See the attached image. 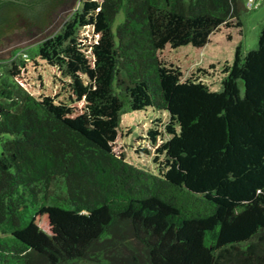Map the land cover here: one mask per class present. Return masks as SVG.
I'll use <instances>...</instances> for the list:
<instances>
[{"label": "trees", "instance_id": "trees-1", "mask_svg": "<svg viewBox=\"0 0 264 264\" xmlns=\"http://www.w3.org/2000/svg\"><path fill=\"white\" fill-rule=\"evenodd\" d=\"M69 1L0 0V38L18 19L44 31ZM256 7L77 0L34 54L69 78L68 102L16 81L29 51L0 61V264H264V23L216 89L206 69L182 78L158 54L201 48L222 26L241 33ZM148 110L168 116L158 172L113 150L121 116Z\"/></svg>", "mask_w": 264, "mask_h": 264}, {"label": "rangeland", "instance_id": "rangeland-1", "mask_svg": "<svg viewBox=\"0 0 264 264\" xmlns=\"http://www.w3.org/2000/svg\"><path fill=\"white\" fill-rule=\"evenodd\" d=\"M246 1L248 0H242L243 3ZM76 2L77 0L73 1L72 7ZM254 2L258 5L256 9L242 11L241 13V21L243 23L241 33H239L238 28H226L222 26L218 32L210 35L209 43L201 48L184 45L171 49L167 45L158 53L159 57L165 63L178 66L183 74L182 78L194 73L197 68L206 69L210 75L202 76L200 79L211 89H216L221 78V67L225 62L231 61L236 44L241 41L246 49H252L256 46L258 32L264 23V0H254ZM72 7L64 13V18L50 34L60 28L65 17L71 12ZM121 19L122 11H119L115 17L113 26L121 21ZM82 34L86 36L88 42L94 40L90 29H84ZM45 37L27 45L16 46L10 49L9 55L0 57V61L9 59L13 51L18 50L19 53L29 51V56L26 57V66L24 69H21L16 81L35 96H56V100L68 102L70 98L69 78L63 76L56 68L47 65L43 60L36 58L34 55L38 43ZM210 64L214 65V69L209 68ZM73 106L80 112L83 102H75ZM167 121L168 116L164 112L159 111L148 110L123 114L117 137L113 143L115 154L121 155L126 162L136 167L151 172H158L159 165L154 162L155 150L169 137L164 128ZM151 130H157L159 133L153 143L148 135ZM5 137L0 136V145ZM162 160L163 157L160 156L158 162ZM40 225L43 226L44 224L40 222Z\"/></svg>", "mask_w": 264, "mask_h": 264}, {"label": "water", "instance_id": "water-1", "mask_svg": "<svg viewBox=\"0 0 264 264\" xmlns=\"http://www.w3.org/2000/svg\"><path fill=\"white\" fill-rule=\"evenodd\" d=\"M22 1L28 2L31 0H19V2ZM73 1L67 2V5L63 6V10H58L57 14H53L51 22L47 24L46 29L42 32L35 31L33 27H29L31 29L29 30L25 20L18 19L13 27L4 30L5 32L0 38V57L8 56L9 50L16 46L27 45L50 34L64 18V13L72 7ZM34 8L37 10L39 7L35 6ZM18 11L25 16H31V12L26 8H20Z\"/></svg>", "mask_w": 264, "mask_h": 264}, {"label": "built area", "instance_id": "built-area-1", "mask_svg": "<svg viewBox=\"0 0 264 264\" xmlns=\"http://www.w3.org/2000/svg\"><path fill=\"white\" fill-rule=\"evenodd\" d=\"M250 3H251V0H248V1H247V5H250Z\"/></svg>", "mask_w": 264, "mask_h": 264}]
</instances>
